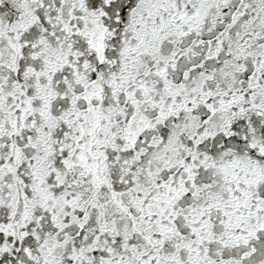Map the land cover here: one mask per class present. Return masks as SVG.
Returning a JSON list of instances; mask_svg holds the SVG:
<instances>
[{"label": "snow or ice", "instance_id": "snow-or-ice-1", "mask_svg": "<svg viewBox=\"0 0 264 264\" xmlns=\"http://www.w3.org/2000/svg\"><path fill=\"white\" fill-rule=\"evenodd\" d=\"M0 264H264V0H0Z\"/></svg>", "mask_w": 264, "mask_h": 264}]
</instances>
